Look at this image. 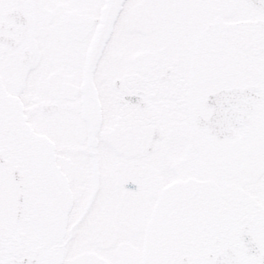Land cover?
Returning <instances> with one entry per match:
<instances>
[{"label":"snow or ice","instance_id":"snow-or-ice-1","mask_svg":"<svg viewBox=\"0 0 264 264\" xmlns=\"http://www.w3.org/2000/svg\"><path fill=\"white\" fill-rule=\"evenodd\" d=\"M0 264H264V0H0Z\"/></svg>","mask_w":264,"mask_h":264}]
</instances>
